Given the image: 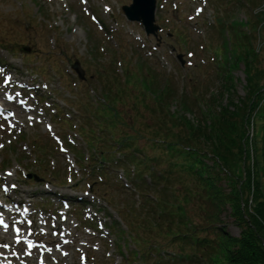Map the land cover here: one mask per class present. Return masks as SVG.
Here are the masks:
<instances>
[{"label":"rangeland","instance_id":"374dc122","mask_svg":"<svg viewBox=\"0 0 264 264\" xmlns=\"http://www.w3.org/2000/svg\"><path fill=\"white\" fill-rule=\"evenodd\" d=\"M130 1L88 0L87 5H90L92 12L106 25L104 31H100L87 15L83 14L80 0H64L62 2L58 0H0V60L9 67L11 73H15L17 80L21 78L19 76L24 79L39 81L41 78L44 80L40 75L30 74L27 66L25 67V61L28 62L30 69L34 65L37 66V73L47 71L50 78L44 81L48 83L49 89L55 90L56 97L70 99L71 106L74 102L80 101L81 108H83L82 104L89 103L97 104L100 107L99 102H104L99 91L102 80L110 81V78L113 77L115 82H118V87L122 89L125 86L128 93L130 92L129 95H123L120 101H115V107L119 111L121 122L127 126V131L131 132L135 129L130 127L138 129L144 124H151V107L158 97L156 92L149 90L151 88L149 82L143 76L151 77L148 71L151 74L155 73L157 78L153 79L154 83H165L166 80L170 84L166 87L172 91V98L166 110L172 113L173 130L181 131L179 128L181 126L185 133H189L188 127L184 125L183 117L193 123V126L200 125L201 128H205V131H201L206 136L194 142L206 150L205 154L209 158L206 159V163L212 166V161L217 160L210 154L211 142L219 144L223 120L219 128L215 127L213 123L219 118L218 113L223 112V109L237 112L236 115L230 117V120L240 123L244 112L243 108L247 102L244 95L245 71L253 75L252 81L257 82L258 86L264 85V19L262 22L257 19L258 12L264 9V0H205L204 12L192 20L189 19V15L192 13L194 4H197L194 0H175L177 7L173 6L174 0H157L158 3L164 5L162 9H157L155 14V22L161 27V31L158 32L159 42L150 35L146 36L138 23L128 22L124 19L120 6L129 4ZM217 20L223 25V31H221L219 23L217 24ZM231 20L239 22L237 26L238 43L246 45L247 41H250L249 47H251V51L253 50V55H251V61L246 64L243 61L235 62L236 60L233 58L234 45L231 46V44L235 42V37H232L233 31L228 26ZM108 31H111L113 35L107 36ZM177 34L182 35L183 41ZM223 40L226 41L225 48L221 46ZM26 46L29 48L27 52L31 54L30 57L23 53ZM188 51H191L192 56L187 54ZM25 55L28 57L27 60ZM75 59L79 60L86 78L91 77L92 79L91 82L87 80L88 82L80 83L81 86L88 89L87 94L79 93L83 88L80 89L78 78L70 68ZM68 84L70 93L67 90ZM42 90H44L43 87L39 92ZM142 92L145 94L143 101L139 95L137 96ZM48 102L50 101L48 100ZM58 103L64 106L62 102ZM184 105L188 107V110L184 111L182 107ZM46 107L45 121L49 117L57 134L62 133L65 137L68 133L75 135L74 146L77 147L75 151H80V154L82 150L85 151L83 140L74 133L73 129L68 127V123L59 120L52 121L53 116H51L50 110L52 105L46 104ZM64 109L67 111L70 110V107L67 106ZM95 113L93 110H89V113L86 111L90 123L92 118H99L98 113L96 115ZM94 115L95 117H93ZM226 115L229 114L226 113ZM244 118L246 120V116ZM254 118L252 115L249 122H245V132L241 138L245 144L244 148L248 150L250 163L256 153L253 147L257 148L258 146L257 142L256 146H253L256 122ZM106 120L109 121L108 118ZM86 121L88 120H84V122ZM78 123L75 121V124ZM88 123L86 122L87 125ZM109 129L111 133L114 132V135H111L113 140L117 139L119 133L114 128L105 130V139L110 140L111 138L108 136ZM19 131L24 134L23 138L17 136ZM19 131L14 130L13 135L6 131L3 132L5 135L2 140L4 146L0 149V170L12 172L9 178L10 182L17 185L16 191L19 194H15L16 197L23 199L27 196L31 197L34 205L44 206L45 209H50L49 211H55L54 208L63 209V206L58 204L55 198L49 200L50 197L58 195L69 199L83 197L88 201V205L93 204V209H96L97 206L106 208L105 202L100 200L92 202L93 198L90 193H85V190L89 189L86 182L93 179L99 180L98 182L102 180L106 182L100 189H94V192L104 197L113 196L117 203L124 201L131 195L120 186V184L128 183L121 179L122 171L119 167L138 169V179L143 178V171L148 175L144 169L146 164L141 166L137 160L131 159L126 154L131 149L115 147L116 149L114 148L115 150L112 151L111 147H104L101 142L97 145L102 148L101 155L110 158L109 163H100L105 170L103 172L106 173V176L103 177L89 172L88 168L93 165V161L82 162L86 169L79 170L71 148L68 151L69 154L66 155L52 149L51 153L55 156L54 158L48 156L43 163L31 161L32 165H30L26 163L27 160H23L24 156H32L29 147L26 148V153H23L24 146L28 145V142L35 139L44 144L54 145V143L50 141L48 133L41 124L35 123L30 127L25 121V125ZM143 136H146V133ZM143 136L137 140V145L141 149V156L139 155L138 159H144L146 155L152 157L158 154L161 161L154 166L153 171L161 168L168 169L165 154L146 143ZM245 151H243L244 154H246ZM116 152L119 154L117 155ZM84 154L86 157V152ZM95 154L97 155L96 151ZM78 155L77 152L76 156ZM115 159H117V165L113 163ZM150 165L153 166V164ZM217 165H220L219 162ZM23 166L25 169L29 168L32 172L41 175L44 178V183L24 179L21 174ZM237 168L241 170V164H238ZM69 169L73 171H69ZM54 171L56 177L53 176L52 172ZM212 172L216 176V183L223 190H228V183L223 172H219V176L216 170H212ZM171 173L178 176V172ZM182 177L186 178L189 183L194 179L186 175ZM146 178L148 177L146 176ZM48 180V185H45ZM184 182H180L179 178L175 177L173 187L177 192L180 191ZM156 184L157 187H160L159 182ZM142 191L143 193L149 191L148 196H145L147 201L150 198L155 200V193L150 189L145 191L142 189ZM244 197H247L245 193ZM46 200L47 202H45ZM135 200L138 205L141 198H137L135 195L133 201ZM197 204H191L193 207L191 214L194 209H197ZM149 206H152V203ZM106 209L111 212V218L118 219L110 207ZM225 210H229L228 206ZM70 213L66 224L70 228H75L74 242L69 247L71 249L69 256L64 259L65 264H79L78 248H84L88 254L93 255L94 264H125V261L121 259L118 245L122 253L129 255V264H140V261L134 258L131 252L135 247L137 249V246L129 238V231L125 223H121L119 220V231L116 234H107L105 238L93 232L94 230L87 229L84 224L81 227H76L78 221L74 220L73 212L70 211ZM97 215L104 216L101 211H98ZM219 218L226 233L232 236L238 235L239 229L230 214L220 209ZM104 221L110 224V217L106 216ZM123 242L127 244V247H123Z\"/></svg>","mask_w":264,"mask_h":264},{"label":"trees","instance_id":"16d2710c","mask_svg":"<svg viewBox=\"0 0 264 264\" xmlns=\"http://www.w3.org/2000/svg\"><path fill=\"white\" fill-rule=\"evenodd\" d=\"M257 19L263 21L264 9L258 12ZM238 25L236 20L229 24L233 31L232 37H235V42L231 44L234 45L232 55L235 62L243 61L246 64L251 61L253 50L249 47V40L246 45L238 43ZM220 27L223 31V25ZM225 45L226 41L223 40L221 46L225 48ZM148 72L151 77H143L149 82V90L156 92L158 97L151 107V124H144L138 129L130 127L135 130L127 131V126L119 118L115 101H120L123 95H129L130 92L128 93L125 86L122 89L118 87V82L112 77L110 81L102 80L99 91L104 102H99L100 107L92 103L85 106L88 113L93 110L98 113L99 118H92L91 123L88 119L87 128L80 129L87 146L93 150L94 144L99 142L102 146L106 145L103 139L107 128L116 129L119 134L116 140L112 139L111 146L131 149L126 154L137 160L141 166L146 164L144 169L149 182L138 179L139 170L134 168L136 175L133 183L141 201L136 205L131 197L125 203V209L119 211L126 222L129 238L137 246V249L135 247L131 250L133 257L140 258L143 264H264V85L258 86L257 82L252 81L253 75L245 71L244 95L247 102L242 118L237 123L230 120L237 112L223 109V112L218 113L219 118L213 125L219 128L223 120V129L219 144L211 142L210 154L217 161L213 160L212 166H209L206 163V159H209L205 154L206 150L194 142L206 136L203 132L205 128L200 125L193 126V123L183 117L189 133H185L179 125L176 126L181 131H174L172 113L166 110L172 98V91L166 87L170 84L166 80V84L154 83L157 75ZM138 95L143 101L144 92ZM182 107L184 111L188 110L186 105ZM252 115L256 120L253 146H256V142L258 146L253 147L256 153L250 163L248 150L244 148L241 138L245 132V122H249ZM173 124L175 126L174 122ZM109 132L114 135L110 129ZM145 133L146 136H143ZM142 136L146 143L165 154L168 169L153 171L154 166L161 161L158 154L152 157L142 154L144 159H138L141 149L137 140ZM218 162L220 165H217ZM238 164H241V170L237 168ZM212 170H216L218 176L223 172L228 190H223L216 183ZM173 171L178 172V176L172 174ZM142 174L146 175L144 171ZM184 175L194 179L189 183L182 177ZM175 177L180 182L186 180L179 192L173 187ZM158 182L160 187H157ZM142 189H150L155 193V200L150 198L147 201L145 196H148L149 191L143 193ZM244 193L247 197H244ZM150 203L152 206H149ZM192 203H198L193 214L190 213L193 209ZM226 206L229 210H225ZM220 209L232 217L239 229L237 236L225 232L224 226L219 222Z\"/></svg>","mask_w":264,"mask_h":264},{"label":"water","instance_id":"95a60500","mask_svg":"<svg viewBox=\"0 0 264 264\" xmlns=\"http://www.w3.org/2000/svg\"><path fill=\"white\" fill-rule=\"evenodd\" d=\"M126 15L130 18L141 19L145 25L147 33L154 32L157 26L153 25V4L151 0H133V4L123 7ZM81 76V70L78 69L77 63L73 65Z\"/></svg>","mask_w":264,"mask_h":264},{"label":"snow or ice","instance_id":"6c2138e0","mask_svg":"<svg viewBox=\"0 0 264 264\" xmlns=\"http://www.w3.org/2000/svg\"><path fill=\"white\" fill-rule=\"evenodd\" d=\"M0 222H2V221H0ZM5 247H7V245H4Z\"/></svg>","mask_w":264,"mask_h":264}]
</instances>
